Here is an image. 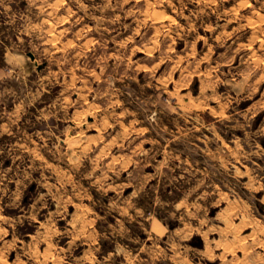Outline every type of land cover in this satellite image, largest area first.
<instances>
[{"label": "rangeland", "instance_id": "rangeland-1", "mask_svg": "<svg viewBox=\"0 0 264 264\" xmlns=\"http://www.w3.org/2000/svg\"><path fill=\"white\" fill-rule=\"evenodd\" d=\"M0 264H264V0H0Z\"/></svg>", "mask_w": 264, "mask_h": 264}, {"label": "water", "instance_id": "water-1", "mask_svg": "<svg viewBox=\"0 0 264 264\" xmlns=\"http://www.w3.org/2000/svg\"><path fill=\"white\" fill-rule=\"evenodd\" d=\"M30 55L33 57V54L32 53H30Z\"/></svg>", "mask_w": 264, "mask_h": 264}, {"label": "bare ground", "instance_id": "bare-ground-1", "mask_svg": "<svg viewBox=\"0 0 264 264\" xmlns=\"http://www.w3.org/2000/svg\"><path fill=\"white\" fill-rule=\"evenodd\" d=\"M157 10V9H156ZM76 141V140H75Z\"/></svg>", "mask_w": 264, "mask_h": 264}]
</instances>
